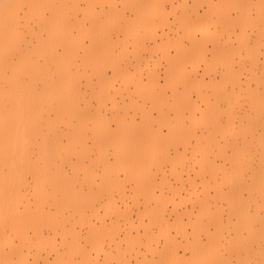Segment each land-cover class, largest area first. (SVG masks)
I'll return each instance as SVG.
<instances>
[{"label": "bare ground", "instance_id": "obj_1", "mask_svg": "<svg viewBox=\"0 0 264 264\" xmlns=\"http://www.w3.org/2000/svg\"><path fill=\"white\" fill-rule=\"evenodd\" d=\"M68 1L73 2L0 0V261L5 264L12 261L102 264L100 259L104 256L105 262L115 259L117 264H130L127 255L135 254L136 264H159L162 260L190 264L186 250L190 249L194 255L199 248L208 249L220 240L217 232L208 228L210 224L220 226V220L211 217L218 210L212 209L213 204L229 196L232 210L237 209L233 206L235 202L241 204L240 187L245 185L241 166L236 160L234 167L233 160L229 165L217 164L206 151L219 144L208 140L209 144L204 146L199 141L198 150L203 151L194 156L198 164V168L193 167L195 177L188 171L185 175V160L178 155L171 156L164 146L167 140L179 137L175 143L183 142L191 134L178 126L179 118L167 123L165 117H153L146 108L142 109L139 122L120 112L107 116L104 109L109 102L117 106L118 101L109 87H106L109 90L104 88L103 65L108 61L114 66L115 75L124 79L123 67L118 65V58L111 50L100 51L95 40L92 41L94 48L85 49L101 81L96 90L100 94L98 107L91 111L86 97L77 90L82 38L79 31L75 33L71 28ZM45 8L51 12L50 16L45 15ZM221 16L212 9L209 18L193 29L184 27L183 35L193 43L190 51L196 49L198 43L202 48L209 43L203 36L211 32L212 24ZM32 37L36 38L35 42ZM57 45L63 49L62 56L56 54ZM9 62L11 71L6 73L4 69ZM176 65L178 69L185 68L181 61ZM9 75L11 79L7 78ZM182 75L191 76L186 70ZM39 82L40 91L35 88ZM107 84L113 86L110 82ZM246 85L240 83L239 87ZM118 89L114 87V92ZM185 102L190 104L188 96ZM152 106L157 108L156 101H152ZM17 110L19 122L14 116ZM161 124L170 126L169 137L161 138L157 134ZM88 129L91 130L90 145L85 140ZM25 146L21 158L20 152ZM110 146L115 154L111 168L115 175L111 176L109 167L95 174L93 164L106 163L105 154ZM236 148L241 155L245 154L244 145ZM93 149H96L95 157ZM13 159L17 167L9 173L8 165ZM165 160L170 165L175 185L165 177ZM64 162L69 163L71 173L64 170ZM158 174L161 175L159 181ZM196 177L200 178V185ZM228 180L239 185L225 189L222 185ZM157 185L159 192L155 189ZM130 197L139 204L137 220L130 219L134 210L127 203L124 208L117 203L118 199L125 202ZM168 206L177 218L181 217L179 223L169 222ZM198 206L201 215H210L209 223L202 221L198 225L207 230L209 243L206 245L198 244V238H189L196 234L198 226L193 227L191 233L188 221L183 220L184 216L190 218V212ZM121 218L126 220L125 232L118 224ZM78 223L87 227L85 234L77 229ZM178 235L186 238L185 243L178 240ZM13 236L15 243L11 242ZM161 237L164 243L159 247ZM106 240L114 247V252L105 250ZM177 244L181 245L178 249ZM181 248L183 253H180ZM158 256L160 261L155 259ZM222 261L229 263L227 257H222L217 264Z\"/></svg>", "mask_w": 264, "mask_h": 264}, {"label": "rangeland", "instance_id": "obj_2", "mask_svg": "<svg viewBox=\"0 0 264 264\" xmlns=\"http://www.w3.org/2000/svg\"><path fill=\"white\" fill-rule=\"evenodd\" d=\"M67 4L70 6L67 17L70 15L71 28L75 33L79 31L84 42L78 53L80 81L77 90L86 97L91 111L98 107L100 94L96 93V90L101 81L85 49L94 48L92 41L95 40L100 51L111 50L118 58V65L123 67L121 72L125 79L115 75L112 64L108 61L104 63V88L109 87L112 96L118 101L117 106L109 102L108 107L104 109L107 116L120 112L139 122L142 109L146 108L151 111L153 117H165L167 123L179 118L181 124L178 126L183 127L184 132L188 131L186 134H191L183 142L175 143L179 137L173 141L167 140L164 146L171 156L178 155L180 159L185 160V175L188 171L195 177L193 167L195 165L198 168V164H195L194 156L201 155L203 151L198 150L199 141L205 146L208 140H211L222 147L219 148L215 144L206 151L217 164L229 165L230 160H233L231 163L234 167L236 160L239 162L238 166H241L240 173L245 185L240 187L239 193H246L247 198L243 202L240 201V205L235 202L233 206L237 209L233 210L230 196L213 204L212 209L218 210L211 217L219 219L220 226L216 228L215 224H210L208 228L211 232H217L220 236L219 242L208 249L206 246L199 248L194 255L190 249L186 250L185 256L189 257L190 262L217 264L222 257H227L228 264H261L264 261L262 0H73ZM212 9L222 16L217 23L212 24L211 32L205 34L203 39L209 40L215 52H207L205 47H199L198 42L197 48L192 51L185 48L183 41L190 40L183 35L184 27L193 29L197 23L209 18ZM45 15L50 16L51 12L47 9ZM34 22L32 24L36 25L37 22ZM201 38L198 36V39ZM35 40L36 38L32 37V41ZM178 61L187 65L190 77L184 78L182 71L185 68L178 69ZM161 77L168 81L167 94L159 87L158 81L163 83L160 81ZM107 82L113 85L112 89ZM240 83L247 85L240 88ZM41 86L39 82L35 88L40 91ZM93 86L96 88L95 92L92 91ZM114 87L118 89L116 92ZM185 96L189 97L190 104H186ZM152 101H156L157 108L152 106ZM195 104L197 108L194 109ZM44 113L47 118L48 110L45 109ZM185 121L193 122L199 131L196 127L188 128ZM115 127L116 124L112 121V128ZM165 130H170L167 124ZM85 134L86 142L92 144L91 130L88 129ZM243 145L246 152L241 155L236 146ZM92 155H97L96 149L92 150ZM72 159L74 161L76 157L73 156ZM105 161L106 163L99 165L93 164L95 174L101 172L103 167H109L111 176H114L115 171L111 169L115 162L112 146L105 154ZM62 165L65 171L71 173L68 162ZM169 168L170 165L165 160V177L170 184L175 185V178ZM160 178L161 175L158 174V181ZM196 178L199 184L200 178ZM95 179L100 181L96 175ZM235 185H239L238 182L228 180L223 182L222 187L227 189ZM127 186L131 189V183ZM155 189L159 192L158 185ZM85 190H88L87 186ZM211 192H215L213 188ZM117 203L123 208L127 203L134 210L130 219H138L137 200L130 197L125 202L118 199ZM151 204L154 205L153 202ZM198 208L199 206L190 212V218L183 217L184 221H188L187 227L191 233L193 227H197L200 222L209 223L210 215H201ZM168 212L169 222H180L181 217H176L171 211V206H168ZM107 219L110 221L109 216ZM125 222L124 218L118 220L122 232H125ZM77 229L85 234L87 227L78 223ZM201 233H204V238L207 239V230L199 226L196 234L189 238H199ZM178 240L185 243L186 238L178 235ZM163 241L161 237L159 247H162ZM57 243L60 246V237L57 238ZM113 249L106 240L105 250L114 252ZM183 252L181 248L180 253ZM127 256L130 257V264H136L135 254ZM50 258H53L52 254ZM155 259L160 261L159 256ZM113 261L116 262L115 259ZM100 262H105L104 256ZM220 264L225 263L222 261Z\"/></svg>", "mask_w": 264, "mask_h": 264}, {"label": "snow or ice", "instance_id": "obj_3", "mask_svg": "<svg viewBox=\"0 0 264 264\" xmlns=\"http://www.w3.org/2000/svg\"><path fill=\"white\" fill-rule=\"evenodd\" d=\"M262 8H264V0H262ZM45 12H47V8H45ZM81 43L83 44L84 42L82 41ZM183 44H184L185 48H192L193 47V43L189 42L187 40L183 41ZM204 47H205V49H207V52H209V53H214L215 52V48L211 47L209 43H205ZM55 51H56L57 56H62L63 55V49L59 45L56 46V50ZM169 51H171V49ZM185 70L186 71H190V69L187 67V65H185ZM160 81H163V83H160L158 81L160 89L162 90V92L164 94H167L168 88H169L167 79L165 77H161ZM153 111H155V110H153ZM197 119H198V117H197ZM185 125L188 128L196 127V130L199 131L198 126H196L193 122L185 121ZM156 131H157V134L161 138H167L171 134L170 130L169 131L165 130V125H163V124H161ZM98 179H99V177H98ZM262 189H264V182H262ZM246 198H247L246 193L241 192L240 193L241 202H243ZM249 211H250V208H249ZM15 239L16 238L13 236L11 242L15 243ZM197 243L200 244V245H206V244L209 243V240L204 238V233H201L199 238H198ZM180 246L181 245L177 244V249ZM8 264H32V262L31 261H15V262H8ZM56 264H63V262L58 261V262H56ZM69 264H78V262H69ZM103 264H109V262H103ZM111 264H117V262L113 261V262H111ZM119 264H124V262H119ZM159 264H181V262L160 261ZM190 264H216V262L193 261V262H190ZM261 264H264V261H262Z\"/></svg>", "mask_w": 264, "mask_h": 264}, {"label": "clouds", "instance_id": "obj_4", "mask_svg": "<svg viewBox=\"0 0 264 264\" xmlns=\"http://www.w3.org/2000/svg\"><path fill=\"white\" fill-rule=\"evenodd\" d=\"M4 71H5L6 73H8V72L11 71V63H10V62H9V64L6 66V68L4 69ZM7 78H8V79H11L12 76L9 75ZM16 107H17V109H19V103H18V101H17V105H16ZM14 116H15V118H16V119L18 120V122H19V120H20V113H19L18 110L16 111V113L14 114ZM23 151H26V146H25V148H24L23 150H21V152H20L21 158H22V156H23ZM15 156H16V152L14 151V152H13V157H15ZM8 167H9V173H11L12 171H14V170L16 169V167H17V161H16V159L11 160V162H10L9 165H8ZM5 247H6V245H5ZM0 250H2V249H0ZM12 262H15V261H12ZM0 264H5V262H4V261H0Z\"/></svg>", "mask_w": 264, "mask_h": 264}]
</instances>
